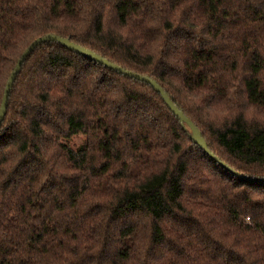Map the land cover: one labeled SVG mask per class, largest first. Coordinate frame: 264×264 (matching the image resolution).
Masks as SVG:
<instances>
[{"label":"trees","instance_id":"trees-1","mask_svg":"<svg viewBox=\"0 0 264 264\" xmlns=\"http://www.w3.org/2000/svg\"><path fill=\"white\" fill-rule=\"evenodd\" d=\"M47 34L156 81L264 179V0H0V103ZM0 264H264V183L149 84L47 41L0 124Z\"/></svg>","mask_w":264,"mask_h":264},{"label":"water","instance_id":"water-1","mask_svg":"<svg viewBox=\"0 0 264 264\" xmlns=\"http://www.w3.org/2000/svg\"><path fill=\"white\" fill-rule=\"evenodd\" d=\"M47 41H54L57 42L65 47H67L68 49L75 51L76 53L94 61L97 62L100 65H103L104 67L111 69L119 74H122L124 76L127 77H131L134 79H137L139 81L145 82L147 84H149L157 93L160 94L163 102L166 104V106L168 107V109L174 114L175 117L178 118V120L183 123L186 124L190 130L193 133L194 136V140L198 143L199 147L202 149V151L215 163H217L220 167H222L224 170H226L227 172H229L231 175H233L234 177L243 180V181H251V182H258V183H264V179H260V178H252L249 177L247 175L241 174L237 171H235L234 169H232L229 165H227L225 162L221 161L217 156H215L207 147V144L205 142V140L203 139L200 131L197 129V127L192 123V121L190 119H188L172 102V100L169 98V96L164 92V90L160 87V85H158V83L150 78L141 76L139 74L133 73L131 71L125 70L122 67L109 62L108 60L102 58L99 55L93 54L90 51H88L87 49L65 39L62 37H59L57 35H51V34H47L45 36L42 37H38L36 38L34 41H32L25 49L24 51L21 53L19 59L17 60L14 69L11 71L7 82L5 84L4 87V91H3V95L1 98V103H0V124L2 122V119L4 117L5 114V110H6V105H7V100H8V95L10 92V89L15 81L16 75L18 74V72L20 71L21 65L24 62V60L29 56V54L35 49V47H37L39 44L47 42Z\"/></svg>","mask_w":264,"mask_h":264},{"label":"rangeland","instance_id":"rangeland-1","mask_svg":"<svg viewBox=\"0 0 264 264\" xmlns=\"http://www.w3.org/2000/svg\"><path fill=\"white\" fill-rule=\"evenodd\" d=\"M82 140H83V138H74L71 141V145H74L76 147L82 142Z\"/></svg>","mask_w":264,"mask_h":264}]
</instances>
